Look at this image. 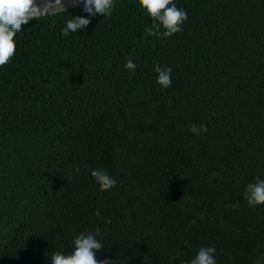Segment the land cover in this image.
I'll list each match as a JSON object with an SVG mask.
<instances>
[{
    "label": "trees",
    "instance_id": "16d2710c",
    "mask_svg": "<svg viewBox=\"0 0 264 264\" xmlns=\"http://www.w3.org/2000/svg\"><path fill=\"white\" fill-rule=\"evenodd\" d=\"M173 2L188 19L169 38L146 34L138 0L16 34L0 67V264H51L97 230L109 264H185L201 247L217 264L264 256V204L244 199L264 179V0ZM75 16L91 22L63 36ZM157 64L172 69L166 89ZM89 169L116 186L101 191Z\"/></svg>",
    "mask_w": 264,
    "mask_h": 264
},
{
    "label": "clouds",
    "instance_id": "9594fccd",
    "mask_svg": "<svg viewBox=\"0 0 264 264\" xmlns=\"http://www.w3.org/2000/svg\"><path fill=\"white\" fill-rule=\"evenodd\" d=\"M138 2L152 19L151 26L146 28V34L149 36L169 38L181 32V26L188 19L187 12L177 8L173 0H138ZM60 4L61 0H55L56 6ZM113 7V0H83L82 11L90 16L100 14L105 17L111 16ZM47 11V7H39L35 0H0V67L8 64L14 57L16 52L14 38L23 30L22 26L46 14ZM90 22L89 18L72 17L66 21L61 34L68 36L69 33H76L78 30L85 29ZM125 67L127 70L134 71L136 64L129 59ZM155 72L157 73L156 83L159 86L165 89L171 86V67L157 64ZM189 131L199 135L201 132H207V127L203 124L198 127L191 125ZM89 171L101 191H107L116 186L117 181L106 170L89 169ZM244 199L250 207L264 204V179L256 177L254 183L248 184L244 191ZM238 206V203L232 205V207ZM98 235L99 230L95 234L86 231L77 235L73 240L72 252L70 254L53 253L50 257L51 264H109L107 260L99 261L96 257V253L104 246L96 238ZM214 253V247H201L196 256L185 264H217ZM256 264H264V256L259 257Z\"/></svg>",
    "mask_w": 264,
    "mask_h": 264
},
{
    "label": "water",
    "instance_id": "95a60500",
    "mask_svg": "<svg viewBox=\"0 0 264 264\" xmlns=\"http://www.w3.org/2000/svg\"><path fill=\"white\" fill-rule=\"evenodd\" d=\"M35 2L39 7L41 8L47 7L48 9L46 14L41 15L38 18L83 7V0H61L60 6L55 5V0H35Z\"/></svg>",
    "mask_w": 264,
    "mask_h": 264
}]
</instances>
